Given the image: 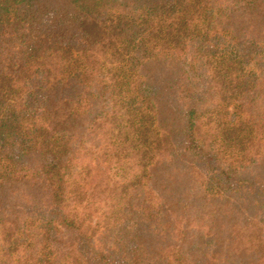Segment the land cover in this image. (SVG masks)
Returning <instances> with one entry per match:
<instances>
[{
  "label": "trees",
  "instance_id": "1",
  "mask_svg": "<svg viewBox=\"0 0 264 264\" xmlns=\"http://www.w3.org/2000/svg\"><path fill=\"white\" fill-rule=\"evenodd\" d=\"M0 264H264V0H0Z\"/></svg>",
  "mask_w": 264,
  "mask_h": 264
},
{
  "label": "rangeland",
  "instance_id": "2",
  "mask_svg": "<svg viewBox=\"0 0 264 264\" xmlns=\"http://www.w3.org/2000/svg\"><path fill=\"white\" fill-rule=\"evenodd\" d=\"M78 28L83 31L90 30L87 25H79ZM208 89L202 93L201 105L206 111L209 128L206 144L211 149H215L221 143L229 140L240 118L244 117L245 111L241 108V101L239 99L222 93L218 94L215 88L212 87ZM185 96L183 90H176L174 93L176 100L184 99ZM217 213H211V218L216 220L219 214ZM244 231L247 234L258 236L261 228L258 224L248 221L244 225Z\"/></svg>",
  "mask_w": 264,
  "mask_h": 264
}]
</instances>
